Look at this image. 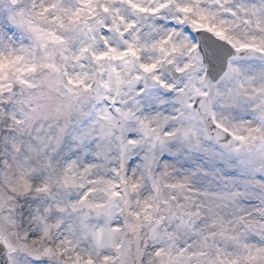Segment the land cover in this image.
Returning <instances> with one entry per match:
<instances>
[{"label":"snow or ice","instance_id":"1","mask_svg":"<svg viewBox=\"0 0 264 264\" xmlns=\"http://www.w3.org/2000/svg\"><path fill=\"white\" fill-rule=\"evenodd\" d=\"M0 264H264V0H0Z\"/></svg>","mask_w":264,"mask_h":264}]
</instances>
